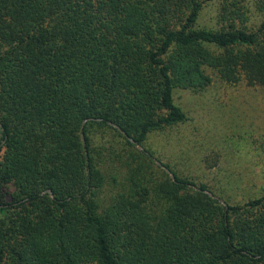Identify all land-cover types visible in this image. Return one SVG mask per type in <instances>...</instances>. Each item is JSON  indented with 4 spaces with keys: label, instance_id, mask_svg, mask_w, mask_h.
<instances>
[{
    "label": "trees",
    "instance_id": "trees-1",
    "mask_svg": "<svg viewBox=\"0 0 264 264\" xmlns=\"http://www.w3.org/2000/svg\"><path fill=\"white\" fill-rule=\"evenodd\" d=\"M212 74L264 90V0H0V264H264V186L230 204L146 148Z\"/></svg>",
    "mask_w": 264,
    "mask_h": 264
},
{
    "label": "rangeland",
    "instance_id": "rangeland-1",
    "mask_svg": "<svg viewBox=\"0 0 264 264\" xmlns=\"http://www.w3.org/2000/svg\"><path fill=\"white\" fill-rule=\"evenodd\" d=\"M215 15V6L209 5L201 24L210 26ZM212 77L202 92L174 91L187 121L154 133L146 148L157 165L166 164L179 176L208 185L224 202L244 204L263 192L264 90ZM109 189L103 191L105 199Z\"/></svg>",
    "mask_w": 264,
    "mask_h": 264
},
{
    "label": "water",
    "instance_id": "water-1",
    "mask_svg": "<svg viewBox=\"0 0 264 264\" xmlns=\"http://www.w3.org/2000/svg\"><path fill=\"white\" fill-rule=\"evenodd\" d=\"M49 193H51L50 191H48Z\"/></svg>",
    "mask_w": 264,
    "mask_h": 264
}]
</instances>
